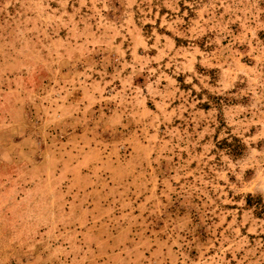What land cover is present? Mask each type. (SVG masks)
<instances>
[{"label":"rangeland","instance_id":"1","mask_svg":"<svg viewBox=\"0 0 264 264\" xmlns=\"http://www.w3.org/2000/svg\"><path fill=\"white\" fill-rule=\"evenodd\" d=\"M0 264H264V0H0Z\"/></svg>","mask_w":264,"mask_h":264}]
</instances>
